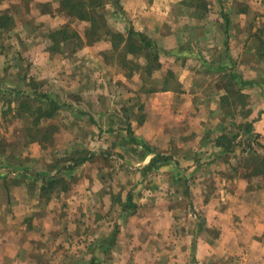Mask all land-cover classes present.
<instances>
[{
	"label": "crops",
	"instance_id": "crops-1",
	"mask_svg": "<svg viewBox=\"0 0 264 264\" xmlns=\"http://www.w3.org/2000/svg\"><path fill=\"white\" fill-rule=\"evenodd\" d=\"M7 1L0 6V18H10L0 26V54L15 59L0 61V264H264V168L245 172L243 157L234 158L238 146L221 138L240 137L221 125V100L234 90L245 96L239 118L252 123L250 148L243 144L241 154L258 160L264 149V0H205L208 24L213 4L219 16L204 29L192 18L205 46L199 37L189 49L180 46L177 7L201 0H101L98 10L113 31L136 32L159 46L162 67L152 76H127L107 61L106 52H116L111 41L88 43L89 23L62 10L61 0ZM68 24L80 39L55 47L52 33ZM168 70L181 92L117 91L137 73L166 79ZM223 75L235 81L232 92L222 88ZM8 92L54 103L32 126L40 136L26 156L10 154L8 118L37 115L13 112ZM234 105L227 106L231 118ZM204 107L211 115L202 126L197 112ZM184 118L199 129L196 137L181 128L170 146L157 143L166 123ZM211 121L214 128L205 129ZM158 154L171 158L147 168ZM12 219L22 230L9 258L1 247ZM23 229L29 240H21Z\"/></svg>",
	"mask_w": 264,
	"mask_h": 264
},
{
	"label": "rangeland",
	"instance_id": "rangeland-1",
	"mask_svg": "<svg viewBox=\"0 0 264 264\" xmlns=\"http://www.w3.org/2000/svg\"><path fill=\"white\" fill-rule=\"evenodd\" d=\"M1 2H3V4L0 5L2 8L8 7L9 1L1 0ZM204 2H205V0H201V3L199 6L193 5L191 2H189L187 4L179 5L177 7V14L179 16V21L177 22L178 25L176 28H178V26H179V37H181L182 41L184 40L183 42H185V43L181 44L180 46H184V47L186 46L187 49H189L192 46H194L197 42L200 43V41L198 39L199 37L202 39V46H205V37L201 34V32L199 35V33L195 29H198V28L204 29L207 27L209 28L211 23L216 24L215 18H217V16H219V10L220 9H219V6H217L215 4L212 5V8L210 10V15H213V17H212L213 21L209 22V24H208V20L205 19V15L208 12V5L205 4ZM194 16L198 17V18L195 17V20H197L196 22L198 23V25H197L198 28H195V29L193 28L194 27L193 24L195 22L192 19ZM219 19H220V17H219ZM217 23H218L219 27L224 25L223 21H218ZM74 26L77 30H83V28H84V25H81L79 23H76ZM262 36H264V33L262 34ZM206 37H207L206 40H209L211 38V37H208L207 35H206ZM1 41H3V39H0V43H1ZM106 53L109 56V58H107V61H112L114 64L117 63V66L120 69H123L125 71V73H128L127 76H130L129 73L132 74V72H130L129 67L125 68L122 66V63H121L120 58H119V55H120L119 52H113L114 53L113 54V53H111V50H109ZM112 54L114 55L115 59L112 58ZM0 55H1L0 61L7 60V59L14 61V59H15L14 54L10 57H9L10 54L9 55L0 54ZM221 55L224 56V54H215V57L220 56L219 58L222 59ZM110 56H111V58H110ZM28 60L29 61L31 60V56H29ZM139 61L142 63H145L144 58L139 59ZM170 72H172V74ZM167 75L168 76L166 77V79H163L161 75L156 74L155 77H151V78H153L152 80H149L148 77L146 79V78L140 76L139 73H137L132 78L127 77L129 80L128 83H130V84L125 85L124 86L125 88L122 87L123 85L119 86L117 91L120 92L121 95H123V93L127 92L129 88L130 89L135 88L136 93L138 92L139 94H150L149 90L151 88H153L155 86L157 89H161L162 86H164L166 81L169 79L170 86L172 88L176 89L178 92H181L182 91V89H181L182 85H179L178 81L176 79H174L175 78L174 71L168 70ZM202 86H203V89H206V86L204 84H202ZM221 86L223 89L230 91V90H233L236 88V83H235V81L232 80L231 76L225 77L223 75L222 80H221ZM121 92H123V93H121ZM253 95L254 94H252V96ZM24 96H26V95H24ZM252 101H253V98L251 99V104H252ZM6 102L9 106H11V108L13 109L12 110L13 112L15 111L18 114H20V113H28L29 114L30 112L37 111V107H38V104H40V102L42 104L43 102H46V101L41 100L39 102L35 101V102L31 103L30 101H25L21 97H17V95H15L14 93L8 92L7 96H6ZM224 103L225 102L222 99L221 100V111L223 114V118L221 121V125L223 123L225 126L232 128L233 129L232 132L237 131V130H239V132H240V137H238L237 139H234V141H233L234 144L236 146H238L237 152H236L237 154L234 156V158L236 157L238 159L239 158L242 159V157H243V159L241 160V163H242L241 166L245 172H252L253 173V172H258L257 170L261 171L264 168V149L263 148L259 147V149H261L262 152H261L260 159H258V160H252V159L249 160V159H247V157H244L243 154H241L243 144L250 148V145H249L250 139H249V136L247 135V133L245 132L246 131V125H244V124L246 122H244L245 120L242 121V119L239 118V116L240 117L243 116V119H244V115L246 114V112L243 113V108H242L241 104H239V102H236V104L234 105V110L237 109V111H236V114L233 116V118H231L230 116L227 115V114H231L230 113L231 108L227 107V105H225ZM42 108L51 109V106H49V104L46 102L45 104H43ZM241 108H242V111H241ZM256 108H257V110L261 109L260 106H257ZM198 110H203L201 112L200 111L197 112V115L199 116L198 118H200V120L202 122V126H204L206 120L210 117L211 113H208L207 110H209V109H206V108L205 109L199 108ZM36 118H37L36 116H33L31 118H28V119L27 118H18L16 116L15 117L9 116L8 119H9V122L11 121L10 122L11 124H10V126L7 125L8 126L7 128H9V130L6 133V135H7L6 140H8V142H9L8 144H9L10 150H12V151H10V154H13L12 155L13 157H15V155H20V154H23L24 156H26V154L28 153V152H26V148L29 147L27 145L30 144V142H32L33 140H35V138H37V136H40L39 134H35V133L30 131L33 128L32 126L37 124L35 121ZM187 118H189V117H187ZM187 118H184L182 123L178 124V126H173L170 123H166L165 124L166 125L165 136L159 138L157 140V143L161 144V145L164 144L165 146H170L174 142L173 139L176 136L180 135V131H181L180 129L181 128L184 131H188V132H185V135L190 134L192 136V138L196 137L198 135L199 129L198 128H192L191 129L189 126L190 124H189V121ZM211 122L212 123H208V125L205 126V129L214 128L213 125L215 124V122H213V121H211ZM224 125H222V126H224ZM108 135H110L111 137L115 136L112 134H108ZM223 135H225V134H223ZM221 138L223 141H227L225 136H223V137L221 136ZM9 156H11V155H9ZM72 156H73L74 160H76L77 158H80L79 155H76V154H73ZM5 180H6V183H10V184L14 182L13 179H10V178L8 179V176H6ZM127 187H130V186H127ZM130 188H132V187H130ZM126 191L122 192V200L123 201H125L127 199L126 198ZM77 214L78 213H76V215ZM9 215H11V214L9 213ZM21 230L22 229H19L17 227V224L14 221V219H12L11 222L8 224V237L6 239V240H8V242L6 244H4L3 247H1V248H2V251L6 250V253H8L9 258H11V256H13V255L15 256L16 252H18L17 250H19V248H20L19 245H15L12 242H15L16 234L17 235L20 234ZM23 230L24 231L21 234V236H22L21 240H29L30 239L29 238L30 237L29 232H27L26 229H23ZM24 232H26V234ZM96 234H97V231L96 232L94 231L92 233V238ZM75 235H76L75 240H78L77 239L78 234L76 233ZM79 240H83V239H79Z\"/></svg>",
	"mask_w": 264,
	"mask_h": 264
},
{
	"label": "trees",
	"instance_id": "trees-1",
	"mask_svg": "<svg viewBox=\"0 0 264 264\" xmlns=\"http://www.w3.org/2000/svg\"><path fill=\"white\" fill-rule=\"evenodd\" d=\"M100 5L101 0H61L60 2V8L62 10L64 9L69 13V15L79 19L80 21L89 23L85 31V39L88 43H94L103 39L110 40L114 51L120 53L119 58L122 66L129 67L132 73L135 71H143L145 74L152 76L156 71H159L162 67L160 60L161 49L159 46L149 37L142 34L140 35L136 32H131L129 35L125 36L122 33L113 31L108 26L104 16L99 12L98 8ZM9 21L10 18L5 15L2 16L0 18V26H7ZM75 38L80 39L79 33L72 29L69 24L54 31L51 35V39L55 47L60 46L62 42H67ZM130 56H134V58L136 57L137 60L133 58L131 59ZM260 57L264 60V49L261 52ZM141 58H144V64L139 62V59ZM170 73L172 74V72ZM168 88H171L169 79L166 81L165 85L162 86V89ZM155 90H157V88L154 86L149 91L153 92ZM230 91L232 92V90ZM244 97L245 96L233 90L232 98L229 99L230 97H225L226 99H223V101L225 102V105L230 106L239 101L245 103L243 99ZM49 106L52 108L54 103L50 101ZM42 107L43 106H38L37 111L34 112L35 115H37L36 119L44 117L42 116V111L45 109ZM251 127L252 123L248 122L246 125V133L249 132ZM226 140L228 144H232L234 138L226 136ZM170 158V156L158 154L153 159L151 165L147 168H158L167 164ZM56 182L57 181H51L48 187H50V189L54 188V184H56Z\"/></svg>",
	"mask_w": 264,
	"mask_h": 264
}]
</instances>
